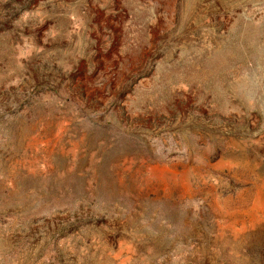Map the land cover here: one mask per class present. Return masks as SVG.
<instances>
[{"label": "rangeland", "instance_id": "obj_1", "mask_svg": "<svg viewBox=\"0 0 264 264\" xmlns=\"http://www.w3.org/2000/svg\"><path fill=\"white\" fill-rule=\"evenodd\" d=\"M0 264H264V0H0Z\"/></svg>", "mask_w": 264, "mask_h": 264}]
</instances>
